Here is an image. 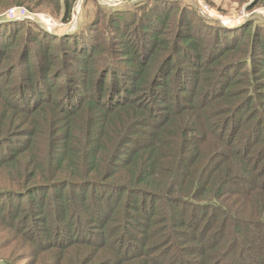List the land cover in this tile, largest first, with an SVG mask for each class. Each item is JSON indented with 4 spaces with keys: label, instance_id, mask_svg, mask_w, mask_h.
Segmentation results:
<instances>
[{
    "label": "trees",
    "instance_id": "trees-1",
    "mask_svg": "<svg viewBox=\"0 0 264 264\" xmlns=\"http://www.w3.org/2000/svg\"><path fill=\"white\" fill-rule=\"evenodd\" d=\"M54 1L61 5L62 19L69 21L75 0H0V8L23 5L34 8ZM145 14L110 17L111 27L121 31L117 33L121 38L126 39L127 33L122 32L126 26L121 25L123 19L131 21L130 26L140 24L144 32H151L147 43L144 38L143 43L137 44L142 50L133 52L132 59L126 57L134 63L113 73L111 81L117 86L122 83L121 94L113 95L115 86L109 95H103L104 81L100 74L93 91L91 84L84 85V90L91 92L84 98L76 95L75 90L80 88L73 91L75 95L49 93L43 89V77L35 79L38 81L34 82L32 89L42 82L36 93L34 89L29 90L18 102L10 101V105L7 104L10 98H2L1 102L7 105L0 107V177L5 178L0 181V188L5 191L0 192L19 198L17 212L24 198L26 208L31 211L42 212L45 205L50 204L67 218L68 210L77 202L81 207L91 206L97 216L101 213L99 209L103 208L100 220H113L119 213H128L126 221L138 225L142 219H149L155 210L152 207L149 211L148 204L173 195L175 214L166 216L161 213L162 222L167 225L173 220V231L179 235L177 238L184 234V244L173 245L176 256L170 257L172 264H225L228 260H234L235 264H264V235L258 236L259 233L251 229L255 226L258 231L264 230V182L260 183L264 171L257 172L258 163L251 165L246 159L254 146L257 147L256 155L264 157V148H258L260 144L264 145V111L252 108L254 99L264 100V92L257 89L252 99L250 94L246 96L243 92L233 91L237 77L234 81L232 77L222 76L220 79V74L204 79L190 78V75L182 77L181 72L187 73L188 69L181 67L168 78L169 69L179 52H195V57L199 56L198 60H201L200 42L190 31L191 35L186 38L182 35V42L175 43L176 49H171L165 39L159 38L162 33L160 20L165 19L164 14L157 13L155 8L148 9ZM250 28L251 25L246 30ZM188 29L194 30V27ZM251 31L250 34L245 32L249 35L246 36L249 43L264 48V35L258 38ZM9 38L2 39L0 46ZM242 39H235L229 45L218 41L219 47L223 45L222 51L209 57V63L216 66L225 63L233 50L243 45ZM65 40V46H69L71 41ZM33 42L44 53L43 61L38 59L36 66L54 65L49 50L53 43L50 41L44 50L38 37L35 36ZM7 46L9 50L10 41ZM91 48L83 53L86 56L84 61H89L98 51L97 46ZM87 51H91V56ZM124 79L133 83L128 86ZM216 81H219L218 85ZM211 87L213 90L207 93ZM61 89H55L54 93ZM209 103L218 105L221 111L206 112ZM250 112L252 114L246 119ZM220 114H224V120L211 122ZM250 120L255 121L256 127L252 134L246 135L248 140L241 151L233 143L234 136L240 127H253L248 125ZM215 127H220L219 131ZM215 132L220 140L212 149L190 147L193 139L199 137L198 140L202 141ZM243 137V134L237 136L238 141ZM223 138L221 148L225 152L216 151ZM10 143L15 144L14 150L4 152ZM225 144L230 146L226 148ZM205 173L209 176L203 180ZM230 191L237 193L233 195L238 196L237 203L232 199L226 205L225 198L232 197ZM49 192L51 195H47ZM177 204L188 206L189 211L176 209ZM15 217L17 213L12 216ZM201 217L204 221L194 233ZM158 218H152L153 226H158ZM226 220L228 231L225 230ZM183 226L185 228L181 229ZM108 239L104 238L102 244L97 245L101 254L106 255L103 258L106 264H161L159 259L152 262L138 253L124 255L115 251L106 242ZM75 242L68 240L64 248L75 245ZM65 249L62 251L66 252Z\"/></svg>",
    "mask_w": 264,
    "mask_h": 264
},
{
    "label": "rangeland",
    "instance_id": "rangeland-1",
    "mask_svg": "<svg viewBox=\"0 0 264 264\" xmlns=\"http://www.w3.org/2000/svg\"><path fill=\"white\" fill-rule=\"evenodd\" d=\"M150 8H155L157 13H162L165 16V19L160 20L159 27L162 26V33L159 34V38L165 39L168 47L176 49L175 43L182 42L180 41L183 39L182 35L186 38L187 35H191L190 31H192L193 36L197 37L200 42L199 50L202 49L200 61L198 54V58L195 57V52L193 54L179 52L177 59L169 69L168 78L173 74V71L181 67L188 69L187 73L181 72L182 77L190 75V78L204 79L210 75L214 77L220 74V79L222 76L232 77V81L237 77L239 79H237L233 91L243 92L244 95L250 94L248 97L252 99L257 89L264 92V52L262 51L264 48L261 49L256 44H250L249 37H246L249 35L245 34V32L253 30L251 34L255 32L258 38L264 35V0H145L143 2L139 0H75L69 21L62 19L61 5L58 6L54 1L48 5L34 8L27 5L0 8V41L10 37L0 46V107L2 104H6L1 102L3 97L10 98L7 102L10 105V101L18 102V99L25 97L29 90H35L36 93V89L41 88L42 82L39 81V87L33 88L34 90L32 86L41 77H43V89L49 93L53 92V95H64L67 92L74 94L73 91L80 88L79 91L75 90L76 95L84 98L91 94L84 90V85L91 84V91H93L97 84L96 78L101 74V80L104 81L103 95H109L117 86L115 81H111L113 73L120 72L134 63L129 60L132 53L142 50V46L137 44L143 43L144 38L147 43L151 33L150 30L144 32L140 24L130 26L131 21L123 19L121 25L126 26H123L122 32L127 33L126 39L121 38L117 34L121 31L111 27L110 17L146 16L145 13ZM250 25L251 28L246 30ZM188 27H194V30L188 29ZM35 36L41 40L44 50L50 41L53 43L49 50L51 52L50 59L55 61L54 65L47 67V65L38 64L36 66L38 59L43 61L44 53L33 42ZM241 37H243V45L234 49L231 56L224 61L225 63L218 66L209 63V57L212 55L215 57L222 51L223 45L219 47L218 41L222 40L225 45H229L235 39L240 40ZM65 39L71 41L69 46H65ZM9 41L11 48L7 50ZM93 46H97L98 51L92 56L91 51H87L91 57L88 56L90 57L89 61H84L86 56L83 53L92 49ZM137 55L140 54L137 53ZM126 57L129 59L126 60ZM37 78L38 80H35ZM124 80L128 86L133 83ZM216 83L218 85L219 81ZM117 87L113 92L114 96L122 93V83ZM58 88L63 89L54 93ZM66 88L71 89L65 91ZM211 90H213L212 87L207 93ZM258 99H254L252 108L264 111V100ZM221 103L225 104L223 101ZM205 111L212 114L221 110L218 105L209 103L205 107ZM262 111L260 117L263 115ZM251 112L246 115V119L252 114ZM1 113L2 111H0ZM224 119V114H220L211 122ZM254 124L255 121L250 120L248 125L253 127H240L234 136L236 139L233 143L235 147L241 148V151H243L244 143L248 140L246 135H250V132L252 134L255 130L256 124ZM219 128L215 127V130L219 131ZM11 129L16 130L14 127ZM215 134L216 132L211 135ZM240 134L245 137L238 141L237 136ZM211 135L202 141L198 140L199 137L193 139L190 142V147L201 150L212 149L220 138ZM262 135H264V131ZM225 138L227 139L228 135ZM222 141L225 139H221L216 151L221 149L225 152V149L221 148ZM229 146V144H225L226 148ZM14 148L15 144L10 143L4 152L12 151ZM256 148L254 146L251 149L246 159L251 165L258 163L257 172L262 173L264 157L259 158V155H256ZM258 148L262 149L264 145L260 144ZM33 152L36 154L37 150L34 149ZM0 155H2L1 151ZM208 176L209 174H203V180H206ZM9 177L11 178V176ZM261 180L260 183L264 182V176ZM0 181H5V178L0 177ZM0 190L5 191L1 188ZM231 193L230 191L229 194L232 197H229L228 200L226 197L224 200L226 205L232 199L237 203L236 197L238 196H233L237 193ZM47 195H51L50 192ZM172 196L160 197L154 204H148L149 211L152 207L155 210L149 219L146 221L142 219L143 222L138 225L135 222L130 224L126 221L128 213H119L113 220L104 221V218L100 220L103 217V208L99 209L101 213L97 216L92 212L91 206L81 207L77 202L74 207L68 210L67 218H63V212L50 204H46L42 212L37 209L31 211L26 208L27 202L24 198L21 200L20 210L17 212L18 202L16 201L19 198L10 197L0 192V264H106L103 262L106 255H102L97 246L102 244L106 237L109 238L106 242L110 243L111 249L119 250L124 255L138 253L140 256L151 259L152 262L159 259L161 264H172L170 257L176 256V249L173 245L184 244V236H182L184 234L181 233V237L177 238L179 237L178 233L173 231V220L169 225L166 224L167 222H162L164 219L162 212L166 216L175 214ZM123 198L124 196L121 197L120 203L123 202ZM177 205L176 209L189 211L188 206ZM243 211L248 210L243 209ZM16 213L17 217L12 218ZM153 217H159L158 226L151 224ZM202 221H204L203 218H199L197 228L193 230L194 233L198 231ZM195 224L196 222H194V226ZM184 226L181 229L185 228ZM251 229L254 233L258 232V236L262 233L264 235V230L258 231L255 226ZM225 230L228 231L227 220ZM68 240L76 241V244L65 249ZM62 249H65L66 252H63ZM225 264H235V261L228 260V262L225 261Z\"/></svg>",
    "mask_w": 264,
    "mask_h": 264
}]
</instances>
